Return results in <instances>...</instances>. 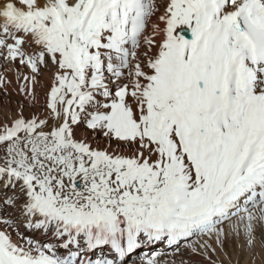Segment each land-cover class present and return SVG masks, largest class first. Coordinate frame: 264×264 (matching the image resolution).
Returning a JSON list of instances; mask_svg holds the SVG:
<instances>
[{"label": "snow or ice", "instance_id": "6c2138e0", "mask_svg": "<svg viewBox=\"0 0 264 264\" xmlns=\"http://www.w3.org/2000/svg\"><path fill=\"white\" fill-rule=\"evenodd\" d=\"M0 97V264L264 250V0H0Z\"/></svg>", "mask_w": 264, "mask_h": 264}, {"label": "rangeland", "instance_id": "374dc122", "mask_svg": "<svg viewBox=\"0 0 264 264\" xmlns=\"http://www.w3.org/2000/svg\"><path fill=\"white\" fill-rule=\"evenodd\" d=\"M0 99H1L0 100V106H2L4 103H7V101L4 100L3 97H0ZM13 103H14V100H13ZM239 243L240 242H234L233 246L234 247L237 246L236 247L237 249L234 248V247H233L234 249H232V247H230V245H227V247H228V248H226V252H228L227 256L225 255V253L223 254V251H221L218 248L217 251H218L219 255L217 257H214V259L217 260L218 264H220V262H224V264H235V256L238 257V255L240 257V264H245V261H246V264H252V262L254 261L255 256H253L252 259H251V254H249V257H248L247 254H248L249 250L246 249V248H241ZM185 259H187L186 256H185ZM229 259H230V261H229ZM201 264H206V262L205 261H201Z\"/></svg>", "mask_w": 264, "mask_h": 264}, {"label": "bare ground", "instance_id": "6f19581e", "mask_svg": "<svg viewBox=\"0 0 264 264\" xmlns=\"http://www.w3.org/2000/svg\"><path fill=\"white\" fill-rule=\"evenodd\" d=\"M1 100V99H0ZM234 242H239V241H237V240H229L228 242H226V244H225V247H224V249L222 250L223 251V254L225 253V255L227 256V254H228V252H226V248H228L227 247V245H230V247H232V249H234V248H236V247H234L233 245H234ZM228 243V244H227ZM240 244V243H239ZM234 247V248H233ZM231 249V248H230ZM237 249V248H236ZM230 251V250H229ZM239 252V251H238ZM249 254H251V252L249 251L248 252V254H247V256L249 257ZM253 256H255V258H254V261L252 262V264H264V250H262L260 247H259V245L257 246V248H256V252H255V255H253V254H251V259H252V257ZM238 257H239V255H238ZM237 256H235V264H240V257L238 258ZM246 258V257H245ZM250 259V260H251ZM229 261H230V259H229ZM223 264H224V262H222ZM245 264H246V261H245Z\"/></svg>", "mask_w": 264, "mask_h": 264}]
</instances>
